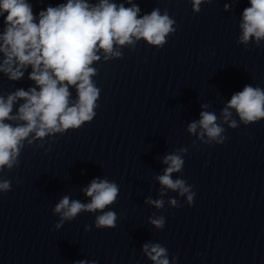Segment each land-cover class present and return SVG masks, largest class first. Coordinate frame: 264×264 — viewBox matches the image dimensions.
I'll list each match as a JSON object with an SVG mask.
<instances>
[{"label": "clouds", "instance_id": "9594fccd", "mask_svg": "<svg viewBox=\"0 0 264 264\" xmlns=\"http://www.w3.org/2000/svg\"><path fill=\"white\" fill-rule=\"evenodd\" d=\"M202 2L192 0L193 12L200 11ZM249 4L243 10L240 24L242 35L239 42L243 44L252 38L257 43L264 39V0H249ZM228 7L226 4L225 9ZM139 12L140 8L135 4L125 7L110 0H99L98 4H90L88 0H67L55 7L48 6L37 17L28 0H0V17L4 18L3 32L0 33V53L4 57L0 62V73L11 81H18L30 66L29 79L37 86L27 91L17 89L6 98L0 96V171L18 166L23 141L30 134L34 133L33 140L42 139L69 129H79L93 119L100 89L91 79L97 70L90 65L100 60L98 52L103 51L105 60L120 57L121 52L115 50V46L132 45L135 42L133 37L136 40L142 38L150 45L163 46L166 36L175 31L172 27L175 21L167 10L162 15L158 8L153 9L142 17L138 16ZM70 86L75 87L77 93L76 102L71 105ZM21 100L24 102L16 115H12L13 105ZM230 109L235 110L245 125L264 119V89L245 85L242 91L234 93L221 113L225 123H229L232 116ZM200 117L199 121L188 125V132L196 135L199 129V138L204 140L207 137L205 143L223 144L225 137L221 134L225 129L217 123L216 114L201 111ZM6 121L23 123L14 126ZM229 127L236 128L238 124L231 120ZM163 163L168 167L157 177L159 183L173 191L179 190L181 196L187 194V202L192 205L195 192L183 179H172V173L182 170V156L167 155ZM10 185V181L4 180L0 182V190L7 192ZM83 191L91 198L89 203L70 201L65 196L55 206L54 211L61 215V222L56 227L73 220L81 212L100 211L102 214L95 220L96 228H115L116 213L103 210L116 201L118 185L106 179H93ZM147 203L156 208H162L164 204L163 200L151 199ZM170 203L177 206L175 199ZM150 222L157 229L165 226L163 216ZM85 230H89L88 226ZM143 251L153 264H169L167 249L158 243L143 245ZM76 264L96 262L81 260Z\"/></svg>", "mask_w": 264, "mask_h": 264}]
</instances>
